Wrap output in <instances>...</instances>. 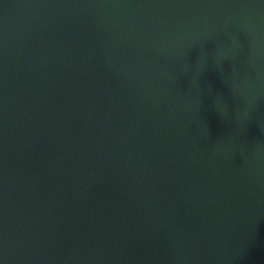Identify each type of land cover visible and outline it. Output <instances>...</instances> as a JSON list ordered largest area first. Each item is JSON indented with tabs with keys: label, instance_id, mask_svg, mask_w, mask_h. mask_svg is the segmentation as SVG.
Masks as SVG:
<instances>
[{
	"label": "water",
	"instance_id": "95a60500",
	"mask_svg": "<svg viewBox=\"0 0 264 264\" xmlns=\"http://www.w3.org/2000/svg\"><path fill=\"white\" fill-rule=\"evenodd\" d=\"M0 264H264V0H0Z\"/></svg>",
	"mask_w": 264,
	"mask_h": 264
}]
</instances>
